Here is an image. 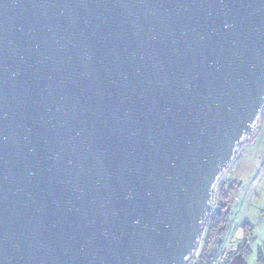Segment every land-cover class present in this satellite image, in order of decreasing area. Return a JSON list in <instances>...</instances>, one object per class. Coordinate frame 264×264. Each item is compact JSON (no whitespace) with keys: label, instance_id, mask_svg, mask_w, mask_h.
<instances>
[{"label":"water","instance_id":"water-1","mask_svg":"<svg viewBox=\"0 0 264 264\" xmlns=\"http://www.w3.org/2000/svg\"><path fill=\"white\" fill-rule=\"evenodd\" d=\"M264 113V0H0V264H189Z\"/></svg>","mask_w":264,"mask_h":264},{"label":"rangeland","instance_id":"rangeland-1","mask_svg":"<svg viewBox=\"0 0 264 264\" xmlns=\"http://www.w3.org/2000/svg\"><path fill=\"white\" fill-rule=\"evenodd\" d=\"M263 127L264 115L253 137L242 147L218 183L216 194L219 185H228L234 180L240 181L241 186L232 201L227 231L216 242L217 257L212 264H221L226 254L230 258L237 251L244 255L237 257L234 263L264 264L258 256L260 250L264 253V135L259 145ZM215 201L216 195L214 206ZM245 224L251 226L249 233L245 231ZM200 250L201 247L195 259Z\"/></svg>","mask_w":264,"mask_h":264},{"label":"trees","instance_id":"trees-1","mask_svg":"<svg viewBox=\"0 0 264 264\" xmlns=\"http://www.w3.org/2000/svg\"><path fill=\"white\" fill-rule=\"evenodd\" d=\"M239 188L240 182L238 180H234L228 185H219L215 206L207 221L200 253L189 264H212L215 261L217 257L215 245L219 239L224 237L227 231L232 201ZM248 226L250 228H247ZM244 227L246 233L251 231L249 224H245ZM258 256L259 260L264 262V253L262 250H260ZM193 261L195 262L193 263Z\"/></svg>","mask_w":264,"mask_h":264},{"label":"flooded vegetation","instance_id":"flooded-vegetation-1","mask_svg":"<svg viewBox=\"0 0 264 264\" xmlns=\"http://www.w3.org/2000/svg\"><path fill=\"white\" fill-rule=\"evenodd\" d=\"M239 251H237L235 254H233L230 258L228 257L227 259H226V261L224 262V264H237V262L236 263H234V261H235V259L237 258V257H239V256H241V255H244L243 253H238ZM233 257V258H232ZM232 258V259H231ZM242 262V261H241ZM242 264H244V263H242Z\"/></svg>","mask_w":264,"mask_h":264},{"label":"crops","instance_id":"crops-1","mask_svg":"<svg viewBox=\"0 0 264 264\" xmlns=\"http://www.w3.org/2000/svg\"><path fill=\"white\" fill-rule=\"evenodd\" d=\"M263 115H264V113H263ZM263 130H264V127H263ZM263 135H264V131H263V133L261 134V138H260V141H259V145H260V142H261V139L263 138ZM257 145H258V143H257ZM256 163L258 162V160H254ZM240 182V181H239ZM240 186H241V182H240Z\"/></svg>","mask_w":264,"mask_h":264},{"label":"built area","instance_id":"built-area-1","mask_svg":"<svg viewBox=\"0 0 264 264\" xmlns=\"http://www.w3.org/2000/svg\"><path fill=\"white\" fill-rule=\"evenodd\" d=\"M226 255L224 256V258L222 259V261L220 260L222 262L221 264H224V262L226 261V259H227Z\"/></svg>","mask_w":264,"mask_h":264}]
</instances>
